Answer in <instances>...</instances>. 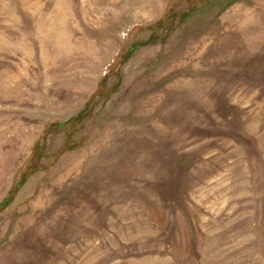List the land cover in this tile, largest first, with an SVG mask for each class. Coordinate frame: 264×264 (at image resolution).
<instances>
[{
  "label": "rangeland",
  "instance_id": "obj_1",
  "mask_svg": "<svg viewBox=\"0 0 264 264\" xmlns=\"http://www.w3.org/2000/svg\"><path fill=\"white\" fill-rule=\"evenodd\" d=\"M19 183L0 264H264V0H0Z\"/></svg>",
  "mask_w": 264,
  "mask_h": 264
},
{
  "label": "trees",
  "instance_id": "obj_2",
  "mask_svg": "<svg viewBox=\"0 0 264 264\" xmlns=\"http://www.w3.org/2000/svg\"><path fill=\"white\" fill-rule=\"evenodd\" d=\"M61 127V126H60ZM21 186V183H19L16 187H15V189L12 191V195L9 197V199L5 202V203H3L2 205H0V210H2L4 207H6L11 201H12V199H13V197H14V193L16 192V189H18L19 187Z\"/></svg>",
  "mask_w": 264,
  "mask_h": 264
}]
</instances>
